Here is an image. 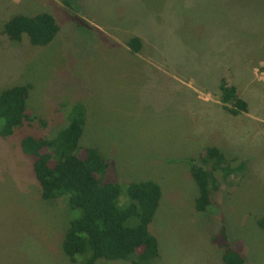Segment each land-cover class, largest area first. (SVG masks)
I'll return each instance as SVG.
<instances>
[{
  "label": "rangeland",
  "instance_id": "rangeland-1",
  "mask_svg": "<svg viewBox=\"0 0 264 264\" xmlns=\"http://www.w3.org/2000/svg\"><path fill=\"white\" fill-rule=\"evenodd\" d=\"M66 2L0 0V91L28 86L23 125L1 136L0 120V264H73L61 239L79 211L66 196H38L18 145L25 135L55 138L72 118L82 120L77 146L106 162L103 182L158 185L147 226L157 256L148 264H223L221 230L241 242L243 264H264V229L256 224L264 214L263 0ZM39 13L57 25L46 45L2 32L12 16ZM220 80L235 88L244 112L222 109ZM208 146L243 166L226 178L217 172L213 202L196 212L187 161ZM128 203L121 192L117 206Z\"/></svg>",
  "mask_w": 264,
  "mask_h": 264
},
{
  "label": "trees",
  "instance_id": "trees-1",
  "mask_svg": "<svg viewBox=\"0 0 264 264\" xmlns=\"http://www.w3.org/2000/svg\"><path fill=\"white\" fill-rule=\"evenodd\" d=\"M59 1L67 5L66 0ZM56 31L54 19L46 13L14 15L2 28L8 39L19 41L24 35L34 46L46 45ZM126 45L133 52L139 48L136 38L129 39ZM217 88L221 107L228 114L236 115L246 110V103L236 96L232 85L220 80ZM27 91V85L0 91L1 136L11 135L27 120L24 108ZM81 124V118H72L55 138L25 135L18 142L20 150L30 160L38 196L42 200L66 196L69 208L79 211L78 216L68 222L61 239V250L73 264H93L99 258L148 264L157 256L156 240L147 226L157 207L160 189L150 180L128 182L123 186L103 182L104 158L93 148L77 146ZM187 163L197 188L193 203L196 212H205L213 202L212 194L218 188L217 172L226 178L243 166L241 160L231 166L214 146L202 149L198 159ZM121 192L129 199L123 207L116 204ZM256 224L264 229V214ZM218 234L224 237L219 243L222 263L243 264L241 242L227 240L223 230ZM216 237H211V242L214 243ZM78 256L81 261H77Z\"/></svg>",
  "mask_w": 264,
  "mask_h": 264
},
{
  "label": "crops",
  "instance_id": "crops-1",
  "mask_svg": "<svg viewBox=\"0 0 264 264\" xmlns=\"http://www.w3.org/2000/svg\"><path fill=\"white\" fill-rule=\"evenodd\" d=\"M126 47V46H125ZM127 51H128V49H127ZM130 51V50H129ZM135 53V52H134ZM218 104H219V102H218Z\"/></svg>",
  "mask_w": 264,
  "mask_h": 264
}]
</instances>
